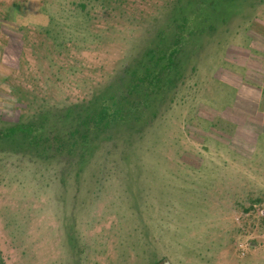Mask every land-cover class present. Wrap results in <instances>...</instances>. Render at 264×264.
<instances>
[{"label":"rangeland","instance_id":"1","mask_svg":"<svg viewBox=\"0 0 264 264\" xmlns=\"http://www.w3.org/2000/svg\"><path fill=\"white\" fill-rule=\"evenodd\" d=\"M176 1L0 0V130L66 118L124 68L143 75L159 43L181 70L150 100L116 95L147 123H114L100 144L0 137V264H264V2L213 32Z\"/></svg>","mask_w":264,"mask_h":264},{"label":"trees","instance_id":"2","mask_svg":"<svg viewBox=\"0 0 264 264\" xmlns=\"http://www.w3.org/2000/svg\"><path fill=\"white\" fill-rule=\"evenodd\" d=\"M184 1L186 5L182 4ZM211 1L212 2H210V0H177L175 4H181L184 7H190L194 4L196 10L191 14H194V16H201V19H204L206 22L211 20L209 26L210 28L207 30L216 32L220 24H223L232 18L231 13L238 15L236 13L240 9L241 5L243 10H241V18L248 20L250 18L251 8L254 9L258 3L264 2V0H258L250 6H245L244 0H225L228 1V10L226 11L225 9H219L217 6L211 7L216 0ZM210 7L212 11L209 9ZM221 12H223V16L219 15ZM186 18H180V21L183 22V24H179L177 28L181 31L184 30L182 25H185V22L193 20V17ZM191 33L194 34V31L191 30ZM175 35V38L177 37L178 39L177 42H179L182 38L181 32H177L176 30ZM160 46L161 45L159 43V50L149 49L148 51H145L142 59L146 60L148 65L146 66L143 75L136 77L139 72L138 69L130 71L132 70L130 67L124 68L121 74L117 76L119 79H115L116 81L110 84L109 89H107L105 93H102L101 96L95 98L93 101H89L90 104H72L67 106L65 110L63 109V112L60 113L68 115L66 118L64 117L61 120L52 122L49 118H54L55 114H52L50 112L51 110L44 111L35 117L37 120H31L26 123L24 122L23 124L11 126L5 131L0 130V137H10L22 133V137L28 139L31 144L38 149V152H43L45 149H52L55 154H58L59 152L66 150L69 145L74 147L77 146L82 149L83 147L87 148L88 145H93L98 141H104L100 139L101 136L97 137V134L100 132H102L103 135L109 134L111 126L114 125V123H147L145 121L147 113L141 109V103L138 99L128 101L129 105L134 106L130 109H126L124 105L116 106L115 102L112 103V101L119 93L127 94V96H129L133 92L139 91V88H142L143 86L144 89L148 90V93L146 92V97L150 100V95L156 90V88L158 90L161 88L167 90L168 88L176 85V82L181 76V70L175 58V56H177L175 54L176 51H173L172 53L169 51V53H167V48L162 49ZM153 61H155V64L152 63L155 69L158 66L161 67L160 63H162V61L166 63L163 68L161 67L162 71L156 75H153L151 73V68L148 67L149 63ZM164 70H168L166 76L163 75ZM119 81L123 83L120 84ZM118 82L119 86L116 87ZM168 84L170 86H167ZM113 86L116 88L110 93ZM149 91H151V94ZM99 102H101V107L93 109L92 106ZM134 103H136V105H134ZM158 114H160V112L158 113V110H154L152 118L156 119ZM47 123L54 124V126L48 125L49 129L46 130L45 125ZM134 127L135 126L133 125L129 127L126 133H131V131L135 129ZM93 135L95 136L91 137ZM98 144L100 143L98 142ZM41 155L42 154H40V156Z\"/></svg>","mask_w":264,"mask_h":264}]
</instances>
